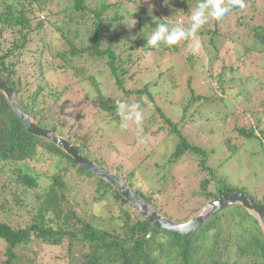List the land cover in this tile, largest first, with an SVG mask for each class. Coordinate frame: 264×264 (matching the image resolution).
Wrapping results in <instances>:
<instances>
[{
    "label": "trees",
    "instance_id": "1",
    "mask_svg": "<svg viewBox=\"0 0 264 264\" xmlns=\"http://www.w3.org/2000/svg\"><path fill=\"white\" fill-rule=\"evenodd\" d=\"M199 2L200 0H182L175 6L166 3L162 8L161 18L156 23H152L149 18L148 21L155 28L161 22L175 24L176 16H186L190 19L191 12ZM65 5L67 8L63 14L68 19L62 23V27L64 33L68 34L66 42L71 50L61 52L59 57L62 58L63 64L53 67L55 62L46 60L47 50H51V47L49 43L47 45V41L44 43L48 30L46 24L40 21V17L45 15L48 21H51L54 14L57 15L54 9ZM119 5V2L112 4L108 0H0V77L15 89L21 110L36 124L64 137L85 157L114 173L157 211L160 208L155 204L153 195L137 184L136 175L142 173L141 167L125 176L120 171L122 164H113V161L122 155V151L104 127L110 125L114 132L122 128L121 124L124 121L117 111L119 103H125L129 109L136 106L135 111L140 114L152 108L155 110L150 116L152 126L160 125L162 130L167 129L168 135H172L174 139L178 138L175 142L178 145L171 161L178 162L187 154L201 159V171L203 168L207 172L211 171L212 179L206 177L197 196L209 200L243 191L218 180L214 169L208 166L209 153L192 145L183 133L184 115L189 113V108L195 106L198 99L195 98L194 90L191 91L193 96L189 99V106L181 111L183 115L178 121H175L178 117L168 116L166 110L156 103L155 96L149 90L158 86L160 80L148 82L141 90L133 88L127 90L125 82L134 79L139 72L137 69L142 65L138 58L147 48V39L144 35H140L136 40L126 38L124 44L126 50L121 53L111 44L107 45L105 50L102 48L108 37L117 34L118 29L115 25H119L125 19V14L112 15L113 8ZM236 8L231 9L229 13ZM143 11L147 17V10L143 8ZM34 19L37 20L35 24ZM211 19L196 36L205 35L207 27L210 31L214 28L218 33L219 19ZM74 21H81L83 28L85 26V30L91 33L89 36L91 45L76 47L74 37L71 35L73 31H70ZM190 23L185 26H189ZM140 26L142 30H147L146 25L141 23ZM246 26L241 22V29ZM253 30L256 33V40L264 47V26L255 27ZM104 31L108 34L104 35ZM40 34L44 37L40 40L45 48L42 52H36L28 62L26 58L27 54H30L29 45L34 37ZM117 35L120 37V34ZM232 38L237 40L238 37L233 35ZM180 43L182 42L166 48L180 52L181 48L178 46ZM187 46L188 40H184L183 48ZM216 49L220 52L219 48ZM250 51L253 52L251 48ZM149 52L150 50L146 49L145 53ZM85 55L101 59L107 57L109 73L105 74L102 70L89 75L84 69L73 65L71 61L73 57ZM199 58L201 56L197 53L192 54V51H189L188 62L193 64V61H198ZM214 59L218 61V58ZM226 59H229L230 65L224 67L218 76L212 77L215 80L209 79L218 80L223 93L225 81L232 80L236 73L241 75L244 72L247 75L250 72L244 62L236 66L234 56L227 55ZM214 62H210L211 67L214 66ZM49 63L52 64L48 65ZM58 71L67 73L72 71L78 83L91 87L94 99L88 108L97 112L94 118L97 116L100 118L97 129L101 132L97 130L95 133L79 134L75 131L76 123L84 118L88 109L82 114L72 113L70 121L64 114H58L59 106L62 103L67 105L69 101L67 97L74 91V85L71 83L60 86L49 80L48 73ZM102 75L113 83L116 90L114 95L106 96L103 92L102 83L99 81ZM159 76L163 77V72ZM168 85L164 84L165 92L171 90ZM209 85L212 86L210 83ZM165 94H160L163 99L170 95V91ZM143 95L150 101L152 108L143 100ZM132 97H135L134 101ZM172 105L169 107L173 109L174 106H178ZM197 109L198 106L194 111ZM169 112L171 116L176 113L174 110ZM182 121L183 124L180 126ZM126 122L128 127L125 129H130L135 124L134 120ZM147 128H142L139 124L131 137L137 138L136 142L140 140L144 142L149 137L156 139L155 136L147 134ZM155 128L157 131V127ZM128 131L130 133V130ZM243 133L250 140L256 138L254 129ZM237 147L227 148L229 154L236 153ZM147 158L150 156L145 159ZM38 162L52 164L54 173L47 175L35 172L31 169V164ZM223 162H218L219 167L224 165ZM44 177L48 182H43ZM75 182L87 183L94 187L95 204L104 205L113 201L115 205L112 208L114 213L112 221H115L113 229H101L96 226L99 217L92 212L93 208L86 205V200L77 201L74 192L78 187H75ZM210 187H213V190ZM76 194H79V191H76ZM248 194L264 206V199L259 200L253 192ZM185 208L187 210L184 212L180 211L179 219H168L176 223H185L199 211V207L196 206ZM23 214L28 216V221L16 222ZM0 241L5 244L4 251L0 254V264H45L38 261L40 252L28 249L32 241L59 249L60 253L55 259H65V262L67 261L65 264H243L247 258L252 264H264L263 230L258 219L249 214L243 206L234 205L222 210L200 230L188 236L162 231L144 219L105 180L89 173L52 142L30 134L2 92H0Z\"/></svg>",
    "mask_w": 264,
    "mask_h": 264
},
{
    "label": "rangeland",
    "instance_id": "2",
    "mask_svg": "<svg viewBox=\"0 0 264 264\" xmlns=\"http://www.w3.org/2000/svg\"><path fill=\"white\" fill-rule=\"evenodd\" d=\"M108 2L112 4L119 2L120 5L113 8L112 15L115 13L125 14V19L119 25H115L120 37L117 34L108 37L102 48L105 50L107 45L111 44L117 48V52L121 53L126 50L124 46L126 38L136 40L140 35H144L146 39L149 38L156 27L152 26L148 18L152 23H156L161 18L160 14L166 3L175 6L182 0H108ZM227 2L228 0H225V3ZM245 4L244 9L236 8L219 19L218 33L214 28L210 31V28L207 27L205 35L188 39L186 48H183L184 40L181 41L182 43L178 45L181 48L180 52L167 49L162 44L155 48L147 45L144 50H150L149 54L142 51L143 54L138 58L142 63L137 69L139 72L134 79L126 81L125 86L127 90L132 88L141 90L148 82L160 80L158 86L151 87L149 90L155 96L156 103L166 110L169 117H178L175 121H178L183 115L181 111L189 106V99L193 96L191 91L194 90L195 98L198 99L195 106L189 108V113L184 115L183 133L192 145L209 153L208 166L214 169L215 177L218 180H222L229 187L239 188L247 193L253 192L260 200L264 199V47L256 40L253 28L264 26V0H245ZM66 8L67 5L54 9V13L57 15L54 14L51 21H48L45 15L40 17V21L47 26L48 34L46 38L42 37V34L34 37L28 48L30 51L26 58L28 62L32 60L36 52L44 50L45 47L40 40L44 38V43L47 41V45L49 43L51 47V50H47L46 60L55 62L53 67L63 64L59 54L64 50H71L66 42L68 34L64 33L62 27V23L68 19L63 14ZM143 8L148 12L147 17ZM36 22L37 20L34 19V24ZM188 22L190 23V19L186 16H176V23L185 26ZM241 22L247 25L246 28L242 27L241 29ZM141 23L146 25L147 30H142ZM85 29L86 27L83 28L81 21H74L70 27L76 47L91 45L89 42L91 33ZM105 34L108 32L104 31ZM75 35L78 37L76 38ZM233 35L238 37L237 40L232 38ZM197 40L200 46L197 51L193 52L191 48L194 47ZM216 48H219L220 52H217ZM250 48L253 52L250 51ZM190 50L192 54L197 53L198 56H201L198 61L194 60L193 64L187 60ZM227 55L234 56L236 66L242 65L241 63L244 62L250 72L247 75L244 72L241 75L236 73L232 80L225 81V93H223L218 80L212 81L215 80L212 77L218 76L224 67L230 65L229 59H226ZM214 58H218V61L216 62ZM71 61L73 65L84 69L89 75L102 70L105 71V74L109 73L107 57L101 59L85 55L84 57H73ZM211 61H215L213 67L210 65ZM212 68H214L213 71ZM161 72L164 74L163 77L159 76ZM47 76L55 85L65 86L70 83L74 85V91H71L67 97L68 104L62 103L59 106L58 114H64L70 121L72 113L82 114L88 109L84 118L76 123L75 131L79 134L95 133L99 128L97 125L100 124V118L98 116L94 118L97 112L88 108L89 104H93L94 99L91 87L78 83L72 71L69 73L58 71L53 74L49 72ZM99 81L102 83V89L106 96L116 93L113 83L105 75L100 76ZM164 84H169L168 88L171 90H169L170 95L163 99L160 94L164 95L169 92L168 90L165 92ZM142 97L152 108L147 97L145 95ZM134 99L135 97H132L133 101ZM174 104H178V106H174ZM171 105L174 106V109L169 107ZM196 106L198 109L195 112ZM170 110H174L176 113L171 116ZM153 113L155 110L152 108L141 114L142 119L139 124L142 128L148 127L147 134L155 136L154 140L153 137H149L144 142L141 140L136 142L137 138L131 137L139 125L136 123L130 129L119 128L115 132L110 125L104 127L122 151V155L114 160L113 164H122L120 171L125 176L134 172L137 167H141L142 173L136 175L137 184L142 189L148 190L151 196L153 195L155 204L163 210L162 212L158 208V212L163 216L174 220L179 219L180 211L187 210L185 206L188 208L199 207V211L195 214L197 215L201 209L214 200H206L205 197L197 196L202 190L201 183L206 177L210 178L211 171L207 172L204 168L201 171V159L188 154L178 162L171 161L178 145L175 143L178 138L174 139L172 135H168L167 129L162 130L160 125L152 126L150 116ZM182 124L183 121L180 126ZM155 127L158 129L157 131ZM253 129L256 138L250 140L243 131L249 132ZM164 135L166 136L164 137ZM107 142L109 143V140ZM230 146H238L237 152L230 155L227 150ZM148 155L150 158L145 159ZM218 162H223L224 165L219 167ZM31 169L40 174L54 173L52 164L48 163L31 164ZM43 182L46 183L48 180L44 177ZM74 184L75 187H78L74 192L77 201L86 200V205L93 208L92 212L99 217L96 226L101 229H113L115 223L112 221L114 216L112 208L115 206L113 201L104 205L95 204L93 186L78 182ZM210 189L213 190V187ZM76 191H79V194H76ZM132 214L134 217L136 216L133 212ZM21 221H28V216L23 214L16 219V222ZM4 248L5 244L0 241V254ZM28 249L40 252L38 261H43L45 264L67 263L65 259H55V256L60 253L59 249L42 246L36 241L29 243ZM243 264L252 263L247 258L244 259Z\"/></svg>",
    "mask_w": 264,
    "mask_h": 264
},
{
    "label": "water",
    "instance_id": "3",
    "mask_svg": "<svg viewBox=\"0 0 264 264\" xmlns=\"http://www.w3.org/2000/svg\"><path fill=\"white\" fill-rule=\"evenodd\" d=\"M0 92L6 97L8 103L20 117L27 131L49 142H52L61 150L71 156L80 166L92 175L105 180L114 187L134 209L154 227L162 231L177 235L188 236L200 230L214 215L222 210L241 205L245 210L258 219L264 233V206L246 192H232L214 200L204 209L185 223L171 221L155 211L138 193L128 184L122 181L114 173L98 165L93 160L85 157L72 143L62 136L56 135L51 129L36 124L30 116L25 114L17 100L15 89L2 77H0Z\"/></svg>",
    "mask_w": 264,
    "mask_h": 264
},
{
    "label": "clouds",
    "instance_id": "4",
    "mask_svg": "<svg viewBox=\"0 0 264 264\" xmlns=\"http://www.w3.org/2000/svg\"><path fill=\"white\" fill-rule=\"evenodd\" d=\"M236 7L244 9L246 7L245 0H228L227 3H225V0H200L196 8L191 12V23L189 26L186 27L180 23L171 25L167 22L158 23L147 39V45L154 48L159 47L160 44L171 47L183 40L194 39L198 31L208 23L210 18L220 19L227 15L231 9ZM199 46V41H195L192 51H197ZM135 108L136 106H132V108L129 109L125 103L118 104L117 111L124 121L121 124L122 128L128 127L126 122L128 120H134L137 124L140 123L142 116L140 112L135 111ZM154 210L157 211L156 209Z\"/></svg>",
    "mask_w": 264,
    "mask_h": 264
},
{
    "label": "built area",
    "instance_id": "5",
    "mask_svg": "<svg viewBox=\"0 0 264 264\" xmlns=\"http://www.w3.org/2000/svg\"><path fill=\"white\" fill-rule=\"evenodd\" d=\"M148 238H149V236H148Z\"/></svg>",
    "mask_w": 264,
    "mask_h": 264
}]
</instances>
